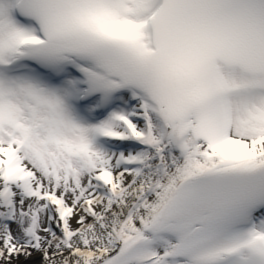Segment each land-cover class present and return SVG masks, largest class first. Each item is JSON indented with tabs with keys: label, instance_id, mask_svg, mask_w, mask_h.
<instances>
[{
	"label": "snow or ice",
	"instance_id": "obj_1",
	"mask_svg": "<svg viewBox=\"0 0 264 264\" xmlns=\"http://www.w3.org/2000/svg\"><path fill=\"white\" fill-rule=\"evenodd\" d=\"M0 264H264V0H0Z\"/></svg>",
	"mask_w": 264,
	"mask_h": 264
}]
</instances>
